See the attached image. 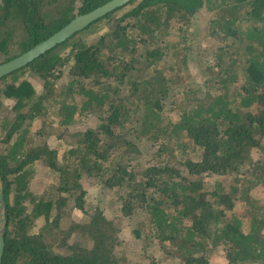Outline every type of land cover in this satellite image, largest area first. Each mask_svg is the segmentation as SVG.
Segmentation results:
<instances>
[{
  "label": "trees",
  "instance_id": "obj_1",
  "mask_svg": "<svg viewBox=\"0 0 264 264\" xmlns=\"http://www.w3.org/2000/svg\"><path fill=\"white\" fill-rule=\"evenodd\" d=\"M107 1L0 0V64ZM0 191L1 264H264V0H132L2 78Z\"/></svg>",
  "mask_w": 264,
  "mask_h": 264
},
{
  "label": "water",
  "instance_id": "obj_2",
  "mask_svg": "<svg viewBox=\"0 0 264 264\" xmlns=\"http://www.w3.org/2000/svg\"><path fill=\"white\" fill-rule=\"evenodd\" d=\"M132 0H109L103 5L85 13L75 16L67 25L48 37L43 42L23 54L0 64V80L11 73L25 67L38 57L52 50L57 45L69 39L75 33L83 30L97 20L105 17L108 13L127 5ZM4 202L0 191V264L4 253L3 225H4Z\"/></svg>",
  "mask_w": 264,
  "mask_h": 264
},
{
  "label": "rangeland",
  "instance_id": "obj_3",
  "mask_svg": "<svg viewBox=\"0 0 264 264\" xmlns=\"http://www.w3.org/2000/svg\"><path fill=\"white\" fill-rule=\"evenodd\" d=\"M201 24H197L194 28L201 29ZM7 107H9V103H6ZM6 110V109H5ZM47 172V168L45 167H40L39 168V173H38V177L37 179H35L32 183H31V192L34 191L35 193H38L39 190H42V188L46 189V185L48 183H50V175L46 174ZM241 212V207H240V211H237L233 214H239ZM73 217L78 220V219H82L81 215L78 213H75L74 211V215ZM83 220V219H82ZM43 225V219L42 218H38L37 220H35L34 223V230H36L37 228L41 227ZM119 239L122 240L124 242V249L131 251L132 249H134L138 254L140 253L135 246L137 245V240L134 237V234H132V232L129 230L128 227H124L122 226V229L119 232ZM141 257V256H140ZM140 257L135 256L134 258H131L132 263L135 264H144V261H141L139 259H141ZM156 259V258H155ZM219 264H226L225 260L222 257H219L218 259Z\"/></svg>",
  "mask_w": 264,
  "mask_h": 264
}]
</instances>
